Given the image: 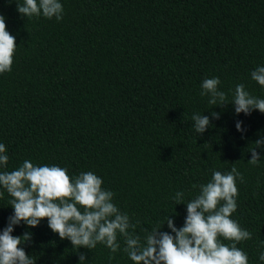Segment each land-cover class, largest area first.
Instances as JSON below:
<instances>
[{"label": "trees", "instance_id": "trees-1", "mask_svg": "<svg viewBox=\"0 0 264 264\" xmlns=\"http://www.w3.org/2000/svg\"><path fill=\"white\" fill-rule=\"evenodd\" d=\"M59 2L57 21L22 16L17 3L23 0H0L17 45L11 71L0 74V143L8 156L0 172L25 160L65 168L72 178L91 171L144 243L164 223L159 231L174 235L166 218L182 227L185 204L199 186L214 171L236 167L243 182L237 178L231 218L252 233L236 246L248 264H264V145L256 148L260 161L248 162L255 141H264V113L236 114L231 104L237 84L264 99V86L251 78L264 67V0ZM214 77L227 97L223 106L201 95L202 82ZM194 114L209 117L202 134L193 127ZM177 192L184 204H176ZM0 193L2 233L14 210L2 186ZM26 232L30 241L20 246L35 264H134L119 235L113 254L99 243L73 247L47 219L34 228L21 222L11 234Z\"/></svg>", "mask_w": 264, "mask_h": 264}, {"label": "clouds", "instance_id": "clouds-1", "mask_svg": "<svg viewBox=\"0 0 264 264\" xmlns=\"http://www.w3.org/2000/svg\"><path fill=\"white\" fill-rule=\"evenodd\" d=\"M9 3L12 0H8ZM17 12L24 17L40 16L57 21L63 18V6L59 0H23L17 3ZM16 38L9 33L5 17L0 15V74L10 72L16 50ZM251 78L264 86V67L251 72ZM219 78H206L201 84V95L208 96L211 105L227 104L225 92L218 89ZM236 114L249 115L252 110L264 113V99L251 96L244 84H237L233 100ZM219 113L212 117L219 119ZM196 133L202 134L210 125L209 117L202 114L192 116ZM242 122H237V131L243 132ZM250 150V164L260 161L257 147L264 141H255ZM5 145L0 143V166H6L8 156ZM237 178L243 176L236 167L222 174L212 173L211 180L199 186V194L186 205V217L182 227L177 229L169 216L167 227L171 233L154 229L147 234L144 243L129 216L121 212L112 202L114 194L102 188V179L93 172H84L75 178L59 166H34L25 160L12 171L0 172V186L12 197L10 207L13 215L0 233V264H35L20 246L30 241L31 233L13 236V226L23 222L29 227H37L41 220L47 219L49 229L60 239H68L73 247L94 249L103 244L111 253L120 249L117 236L124 239V251L134 264H248V257L238 248L237 243L252 238V233L241 228L231 218L237 209ZM195 187V186H194ZM3 195V193H0ZM184 193L177 192L174 200L181 203ZM233 241L231 245L221 242L220 238ZM85 254H79V261H85ZM110 256L109 259H112ZM264 261V252L260 253Z\"/></svg>", "mask_w": 264, "mask_h": 264}]
</instances>
